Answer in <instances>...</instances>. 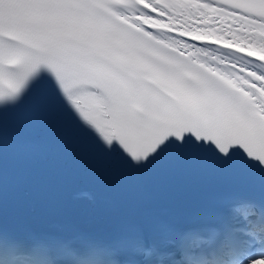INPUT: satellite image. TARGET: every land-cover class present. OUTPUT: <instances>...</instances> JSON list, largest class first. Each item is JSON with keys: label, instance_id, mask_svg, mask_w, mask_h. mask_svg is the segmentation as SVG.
I'll return each mask as SVG.
<instances>
[{"label": "snow or ice", "instance_id": "6c2138e0", "mask_svg": "<svg viewBox=\"0 0 264 264\" xmlns=\"http://www.w3.org/2000/svg\"><path fill=\"white\" fill-rule=\"evenodd\" d=\"M38 127L102 177L93 227ZM168 235L173 264H264V0H0V264H153Z\"/></svg>", "mask_w": 264, "mask_h": 264}, {"label": "bare ground", "instance_id": "6f19581e", "mask_svg": "<svg viewBox=\"0 0 264 264\" xmlns=\"http://www.w3.org/2000/svg\"><path fill=\"white\" fill-rule=\"evenodd\" d=\"M71 159L70 156L64 157L61 156L59 159H54L53 156L49 152L43 153L42 161L45 165H50L53 163H60V162H66ZM83 162V161H79ZM174 239L171 235H168L163 242L159 245L162 249L164 264H173V261L180 260L181 258L176 254L175 248H174Z\"/></svg>", "mask_w": 264, "mask_h": 264}]
</instances>
